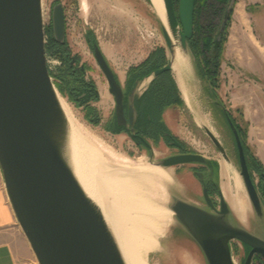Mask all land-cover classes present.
Wrapping results in <instances>:
<instances>
[{"label":"water","instance_id":"1","mask_svg":"<svg viewBox=\"0 0 264 264\" xmlns=\"http://www.w3.org/2000/svg\"><path fill=\"white\" fill-rule=\"evenodd\" d=\"M163 3L173 38L190 56L188 39L193 35L196 0H179L178 10L174 0ZM42 8V0H0V169L5 190L38 264H126L102 210L84 191L70 161L69 123L46 62ZM52 20L55 38L63 42L65 12L61 3L53 7ZM161 22L172 54L173 39ZM227 23L225 17L218 40ZM95 56L117 97L121 120L122 89L98 47ZM172 64L168 59L155 74L173 71ZM228 122L235 137L240 174L257 217L263 219L264 203L251 176L241 137L229 115ZM206 131L229 162L224 145L208 127ZM197 159L203 158L180 154L150 163L168 169ZM220 193L219 214L181 198H173L170 209L182 230L199 246L207 264H235L232 241L246 248L242 264H253L256 255L264 258V231L248 229L222 190ZM206 196V203L213 207L207 192Z\"/></svg>","mask_w":264,"mask_h":264},{"label":"rangeland","instance_id":"2","mask_svg":"<svg viewBox=\"0 0 264 264\" xmlns=\"http://www.w3.org/2000/svg\"><path fill=\"white\" fill-rule=\"evenodd\" d=\"M57 3L65 7L67 39L73 53L91 68L89 75L100 88L102 99L96 105L102 116L101 123H90L82 108L75 106L58 90L59 94L66 99L80 128L92 134L94 139L116 153L134 159L144 157L150 162L152 159L148 158L145 151H140L128 135H114L106 128L114 115L115 98L109 91L107 79L86 42V34L87 31L94 33L123 82L129 68L141 63L157 47H164L167 58H172L163 35L161 19L151 0H42L46 39V29L51 23L53 7ZM175 5L178 10L179 0H175ZM238 5H241L245 13V25L239 21L236 11ZM233 12L230 25L226 26L223 58L215 82L213 83L210 76V79L203 78L196 61L190 54H186L187 70L184 80L191 105L186 103L179 88L183 104L169 109L165 117L170 128L186 141L188 146L216 162L220 183L222 185L224 180L226 193V176L222 162L227 161L216 148L206 127L220 140L230 158L227 162L229 175L233 180H239L246 195V220L243 224L248 229L262 234L264 218L257 217L247 193L240 174L235 137L223 107L231 113L236 126L241 129L242 139L248 150L255 154L252 136L255 132L264 135V0H237ZM214 22L217 23L216 28H219L220 21ZM172 74L177 82L173 71ZM148 83L147 80L145 86ZM215 101L221 105L219 108ZM169 153L170 150L161 144L155 148L154 157L158 161ZM167 170H170L171 180L158 177L151 189L154 192L150 191V195L154 196L159 205L170 208L173 200L172 188L176 179L174 167ZM253 177L258 184L261 177L255 169ZM159 241V248L148 254L150 264H207L199 246L182 230L175 217L165 222ZM231 249L235 264H241L246 248L241 242L232 241ZM35 262L37 263L36 258ZM253 264H259L258 258H254Z\"/></svg>","mask_w":264,"mask_h":264},{"label":"flooded vegetation","instance_id":"3","mask_svg":"<svg viewBox=\"0 0 264 264\" xmlns=\"http://www.w3.org/2000/svg\"><path fill=\"white\" fill-rule=\"evenodd\" d=\"M249 12H252L251 9ZM52 18L50 25L46 29L47 39L45 44L47 66L50 74L52 73L55 75V77L52 76V79H54V81L56 79V83L64 88V96L67 97L70 102H72L78 108L83 109L85 118L90 123L99 125L102 121V116L96 104L99 101L101 102L102 99L100 88H98L95 79L89 75L91 68L87 64L83 63L79 56L73 53L69 45L67 39L66 14L65 38L63 42H59L55 38ZM219 29L220 26L218 31ZM223 36L224 33L222 35V39ZM52 38L57 41L55 44H59L60 51H58L57 48L51 50L54 43V41H51ZM86 42L93 51L95 59V48H100L114 74L116 82L120 85L123 92L122 102L124 106V118L120 120L117 111V97L111 91L109 79L96 59V62L107 79L109 91L115 98L114 115L106 126L108 131L114 135H128L134 142L135 146L140 151H145L148 158H152L153 160H156L154 157L155 148L161 144H164L170 150V153L160 159L180 154L201 156L203 159H197L191 163L174 166V178L176 181L172 188V198H181L186 201L196 203L213 213L219 214L221 210L220 192L221 190L224 192V180L221 185L219 179V169L216 165V162L205 157V155L200 153L198 150L188 146L186 141H184L170 128L165 117V114L169 109H174L179 106V104L175 102L169 103V98L166 96L162 97L158 94V91L161 88L168 87L163 82V75H165V78H173L175 80L172 71H164L160 72L159 74H155L158 69L163 68L167 64L168 58L165 60L162 66L151 70L149 73H146L147 67L143 66V64L146 62L149 56L156 51L158 48L157 47L141 63L129 68L125 76V81L123 82L105 55L93 32L87 31ZM211 47L213 48V51H215L214 49L218 48L219 45L215 43L212 44ZM195 48H197V45L196 42L193 41L190 47L191 56L200 68L201 59L196 56ZM147 80L149 83L145 86ZM214 82L215 80H213V83ZM211 86L213 87V84H211ZM73 87H76V89L72 90L74 89ZM215 103L218 108L221 106L219 105L218 101H215ZM223 111L227 121L228 115L233 120L231 113L227 111L225 107H223ZM237 130L243 143L242 131L239 127H237ZM250 173L254 180L253 171L250 170ZM255 184L258 188L259 183L257 184L255 182ZM206 192L208 194V198H211L213 203V207L211 208L204 199L207 198Z\"/></svg>","mask_w":264,"mask_h":264},{"label":"bare ground","instance_id":"4","mask_svg":"<svg viewBox=\"0 0 264 264\" xmlns=\"http://www.w3.org/2000/svg\"><path fill=\"white\" fill-rule=\"evenodd\" d=\"M151 1L173 39V73L184 100L191 105L184 80L186 53L178 46L168 28L163 0ZM236 11L240 23L245 25L246 16L241 5ZM58 97L69 123V156L76 177L84 191L102 210L126 264H150L148 254L159 248L164 224L174 217L170 208L155 202L150 191L158 177L171 180L170 170L152 164L144 157L134 159L107 148L92 134L80 128L66 99L59 92ZM222 163L226 176V193L223 194L237 218L244 223L246 195L239 180L230 177L228 163Z\"/></svg>","mask_w":264,"mask_h":264},{"label":"trees","instance_id":"5","mask_svg":"<svg viewBox=\"0 0 264 264\" xmlns=\"http://www.w3.org/2000/svg\"><path fill=\"white\" fill-rule=\"evenodd\" d=\"M236 1L237 0H196L193 22V35L190 39H188V45L189 47H191L193 41L196 42L197 48H195V53L196 56L201 59L199 70L203 78L210 79L211 77V79L214 80L219 74V68L223 58L224 44L227 35V27L230 25L231 15L233 13L234 3ZM225 17H228L227 27L224 32L223 39L221 37V39L218 40L217 36L219 31L217 30L218 28H216L217 23H215L214 21L219 20V26H221V23ZM51 41H54L51 50L57 48L58 51H60L59 44H55V42L57 41L54 38H52ZM215 43L219 45V47L214 49L215 51H213L211 45ZM166 59L167 56L165 48L162 46L158 47L156 51L151 54L143 64V66L147 67L146 73H149L151 70L162 66ZM210 75L215 77L212 78V76ZM51 76L55 77V75L52 73ZM163 76V82L168 87L161 88L158 91V94L162 97L166 96L167 98H169V103L175 102L179 105L183 104V99L181 98L180 90L176 81L173 78L168 79L165 78V75ZM54 82L58 90L64 95V88L56 83V79ZM73 88L74 89L72 90L76 89V87ZM243 145L246 151L250 170L253 171V169H255L260 174L261 179L258 185V190L262 202L264 203V165L261 160L254 154V152H250L248 150L244 141ZM256 258H258L259 264H264V258L261 255H256L255 259Z\"/></svg>","mask_w":264,"mask_h":264},{"label":"crops","instance_id":"6","mask_svg":"<svg viewBox=\"0 0 264 264\" xmlns=\"http://www.w3.org/2000/svg\"><path fill=\"white\" fill-rule=\"evenodd\" d=\"M263 42V41H262ZM256 156L264 165V135L252 136ZM0 264H37L7 196L0 169Z\"/></svg>","mask_w":264,"mask_h":264}]
</instances>
